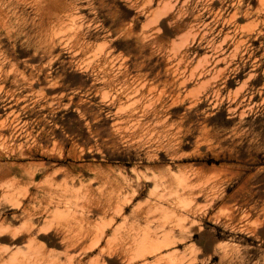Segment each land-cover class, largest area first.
Returning a JSON list of instances; mask_svg holds the SVG:
<instances>
[{
    "label": "rangeland",
    "instance_id": "374dc122",
    "mask_svg": "<svg viewBox=\"0 0 264 264\" xmlns=\"http://www.w3.org/2000/svg\"><path fill=\"white\" fill-rule=\"evenodd\" d=\"M259 1L0 0V264H264Z\"/></svg>",
    "mask_w": 264,
    "mask_h": 264
},
{
    "label": "bare ground",
    "instance_id": "6f19581e",
    "mask_svg": "<svg viewBox=\"0 0 264 264\" xmlns=\"http://www.w3.org/2000/svg\"><path fill=\"white\" fill-rule=\"evenodd\" d=\"M114 1V0H113ZM143 1V0H142ZM219 1V0H218ZM261 1V0H260ZM259 1V2H260ZM263 1V0H262ZM209 2V1H208ZM242 2V1H241ZM158 3H159V1H158ZM164 3V2H163ZM235 3V2H234ZM239 3V2H238ZM133 4V3H132ZM145 4V3H144ZM183 4V3H182ZM233 4V3H232ZM135 5H136V3H135ZM234 5V4H233ZM263 5V4H262ZM165 6V5H164ZM159 7V6H158ZM258 8V7H257ZM256 8V9H257ZM262 9V8H261ZM261 9L258 11V12H260L261 11ZM264 9V8H263ZM256 11V10H255ZM215 13V12H214ZM234 13H236L235 11H234ZM263 13V12H262ZM139 14V13H138ZM233 15V18H234V14H232ZM142 17V16H141ZM218 17V16H217ZM256 17V16H255ZM259 17V16H258ZM264 17V16H263ZM178 18V17H177ZM176 18V19H177ZM165 19V18H164ZM170 19V18H169ZM187 19V18H186ZM244 19V18H243ZM254 19V18H253ZM252 19V20H253ZM190 20V19H189ZM231 20H233V19H231ZM260 20V19H259ZM258 20V21H259ZM149 21V20H148ZM171 21V20H170ZM161 22V21H160ZM164 22V21H163ZM146 23H148L147 21H146ZM228 23V22H227ZM249 23V22H248ZM99 24V23H98ZM252 24V23H251ZM251 24H250V26H251ZM257 24H258V22H257ZM161 25V24H160ZM145 26H147V25H145ZM161 27V26H160ZM178 27V26H177ZM176 27V28H177ZM137 28V27H136ZM166 28V27H165ZM130 29V28H129ZM162 29H164V28H162ZM172 29V28H171ZM71 30V29H70ZM139 30V29H138ZM51 31V30H50ZM76 31H77V29H76ZM165 31V30H164ZM181 31V30H180ZM243 31H245V29L243 30ZM73 32V31H72ZM136 32V31H135ZM259 32V31H258ZM82 34V33H81ZM157 35V34H156ZM161 35V34H160ZM74 37V36H73ZM146 38V37H145ZM257 38V37H256ZM73 39H75V38H73ZM249 45V44H248ZM64 47V46H63ZM99 47V46H98ZM170 47V46H169ZM80 52V51H79ZM251 52V51H250ZM90 54V53H89ZM98 54H99V52H98ZM162 54V53H161ZM100 55V54H99ZM38 57V56H37ZM38 58H40V57H38ZM42 58V57H41ZM162 58V57H161ZM39 60V59H38ZM27 61V60H26ZM254 61H255V59H254ZM37 62V61H36ZM44 62V61H43ZM51 62H53V61H51ZM50 62V63H51ZM89 62V61H88ZM123 62V61H122ZM153 66V65H152ZM13 67V66H12ZM90 68V67H89ZM164 68H165V66H164ZM14 69V68H13ZM102 70V69H101ZM150 71V70H149ZM182 72V71H181ZM21 75V74H20ZM129 75V74H128ZM164 76V75H163ZM21 77V76H20ZM107 77V76H106ZM166 77V76H165ZM168 77V76H167ZM115 78V77H114ZM145 78V77H144ZM143 78V79H144ZM184 78V77H183ZM23 79V78H22ZM188 79V78H187ZM254 79H255V77H254ZM24 80V79H23ZM98 82H100V81H98ZM137 83V82H136ZM229 84V83H228ZM134 85H136V84H134ZM140 85V84H139ZM154 85V84H153ZM186 85H188V84H186ZM148 86V85H147ZM113 87V86H112ZM181 87V86H180ZM99 89V88H98ZM126 90V89H125ZM161 90V89H160ZM117 92V91H116ZM129 98V97H128ZM25 99V98H24ZM103 99V98H102ZM101 99V100H102ZM21 100V99H20ZM128 101V100H127ZM196 101V100H195ZM188 104H190V103H188ZM193 104H195V103H193ZM120 106V105H119ZM264 106V105H263ZM118 109V108H117ZM119 110V109H118ZM117 111V110H116ZM199 112V111H198ZM215 112V111H214ZM118 113V112H117ZM133 113V112H132ZM208 113V112H207ZM116 114V113H115ZM134 114V113H133ZM206 114V113H205ZM130 115V114H129ZM8 116V115H7ZM161 116V115H160ZM119 117V116H118ZM197 119H198V117H197ZM3 121V120H2ZM169 122V121H168ZM0 123H2V122H0ZM113 123V122H112ZM15 124V123H14ZM2 126V125H1ZM112 126H113V124H112ZM111 126V127H112ZM240 126V125H239ZM122 128V127H121ZM148 129V128H147ZM200 129V128H199ZM100 130H101V127H100ZM3 131V130H2ZM4 132V131H3ZM104 132V131H103ZM111 133V132H110ZM166 133V132H165ZM202 134V133H201ZM108 135V134H107ZM205 136V135H204ZM122 137V136H121ZM201 137V136H200ZM171 138V137H170ZM158 141V140H157ZM1 142V141H0ZM1 144V143H0ZM203 144V143H202ZM222 144V143H221ZM223 145V144H222ZM230 145V144H229ZM245 145V144H244ZM20 146V145H19ZM200 146V145H199ZM203 146V145H202ZM7 147V146H6ZM224 147V146H223ZM229 147V146H228ZM0 148H1V146H0ZM4 148V147H3ZM8 148V147H7ZM122 148V147H121ZM201 148V147H200ZM210 149V148H209ZM228 149V148H227ZM2 150H4V149H2ZM28 150V149H27ZM202 150V149H201ZM6 151V150H5ZM4 151V152H5ZM226 151V150H225ZM30 152V151H29ZM111 152H112V150H111ZM236 152V151H235ZM6 153V152H5ZM237 154V153H236ZM9 155V154H8ZM44 155V154H43ZM10 156V155H9ZM28 156V155H27ZM152 156V155H151ZM16 158V157H15ZM79 159V158H78ZM145 160V159H144ZM44 161V160H43ZM42 160H40V162H43ZM13 162V161H12ZM31 162V161H30ZM52 162V161H51ZM34 163H36V162H34ZM18 164V163H17ZM21 164V163H20ZM19 164V165H20ZM43 164H44V162H43ZM42 164V165H43ZM48 164V163H47ZM41 165V164H40ZM21 166H23V165H21ZM83 166V165H82ZM137 166V165H136ZM107 167V166H106ZM82 168V167H81ZM84 168V167H83ZM86 168V167H85ZM108 168V167H107ZM111 168V167H110ZM135 170H136V168H135ZM151 169H149V171H150ZM153 170V169H152ZM158 170V169H157ZM47 172V171H46ZM117 172V171H116ZM136 172H137V170H136ZM143 171H141V174L143 175V173H142ZM148 172V171H147ZM152 172V171H151ZM28 173V172H27ZM48 173V172H47ZM105 173V172H104ZM140 173V172H139ZM146 173V172H145ZM144 173V174H145ZM174 173V172H173ZM46 174V173H45ZM67 174V173H66ZM138 174V173H137ZM28 175V174H27ZM29 175H30V173H29ZM59 175V174H58ZM135 175V174H134ZM139 175V174H138ZM61 176H63V175H61ZM107 176V175H106ZM144 176V175H143ZM155 176V175H154ZM157 176H160L159 174L157 175ZM109 177V176H108ZM145 177V176H144ZM149 177V176H148ZM49 178V177H48ZM51 178V177H50ZM138 178H139V176H138ZM150 178V177H149ZM155 178V177H154ZM46 179V178H45ZM63 179V178H62ZM108 179V178H107ZM145 179H147V178H145ZM151 179V178H150ZM149 179V180H150ZM156 179L158 180V178L156 177ZM47 180V179H46ZM51 180V179H50ZM129 180V179H128ZM140 180H141V178H140ZM45 181V180H44ZM48 181V180H47ZM47 181H46V183H47ZM93 181V180H92ZM165 181H167V180H165ZM182 181H184V180H182ZM150 182H151V180H150ZM149 182V183H150ZM153 182V181H152ZM1 183V182H0ZM3 183V182H2ZM90 183V182H89ZM91 183H93V182H91ZM139 183V182H138ZM148 183V184H149ZM164 183H166V182H164ZM164 183H163V185H164ZM186 183V182H185ZM6 184V183H5ZM49 184V183H48ZM51 184H53V183H51ZM95 184H96V182H95ZM133 184H134V182H133ZM8 185H9V182H8ZM8 185H7V188L8 189H10L9 187H8ZM40 185V184H39ZM153 185H154V187H158L159 186V184H158V181H154V183H153ZM38 186V185H37ZM36 185H35V187H37ZM95 186V185H94ZM138 186V185H137ZM165 186H166V184H165ZM2 187H3V184H2ZM129 187V186H128ZM15 188H17V187H15ZM109 188V187H108ZM99 189V188H98ZM122 189V188H121ZM162 189V188H161ZM160 189V190H161ZM166 188H164V190H165ZM160 190H159V192L158 193H160ZM167 190V189H166ZM154 191H155V189H154ZM165 192V191H164ZM158 193H156L157 194V196L159 197V195H158ZM120 195L122 194V192H120L119 193ZM118 194V195H119ZM140 194V193H139ZM118 196V198L120 199V197H122V196ZM161 195V194H160ZM127 196H128V194H127ZM139 196V195H138ZM172 196H174V195H172ZM177 196V195H176ZM235 197V196H234ZM125 198V197H124ZM137 198V197H136ZM179 198V197H178ZM230 198V197H229ZM238 198V197H237ZM171 199V198H170ZM176 199L177 198H175V199H173L172 200V202L169 204V205H171V204H174L175 205V201H176ZM184 199V198H183ZM200 199V198H199ZM209 199V198H208ZM214 199V198H213ZM240 198H238V200H239ZM26 200V199H25ZM227 200V199H226ZM234 200H236V199H234ZM182 201V200H181ZM180 201V202H181ZM186 201V200H185ZM184 201V202H185ZM201 201V200H200ZM203 201V200H202ZM177 202V201H176ZM204 202H206L205 200H204ZM225 202V201H224ZM223 202V203H224ZM239 202V201H238ZM70 203V202H69ZM154 203V202H153ZM183 203V202H182ZM228 203V202H227ZM233 203V202H232ZM237 203V202H236ZM242 203V202H241ZM152 204V203H151ZM234 204V203H233ZM232 204V205H233ZM61 205V204H60ZM156 205V204H155ZM228 205V204H227ZM231 205V204H230ZM244 205V204H243ZM243 205H242V207H243ZM68 206V205H67ZM179 206V205H178ZM178 206H176V207H178ZM182 206H184V205H182ZM186 207H187V205H186ZM221 207V206H220ZM238 207H241V206H238ZM97 208V207H96ZM156 208V207H155ZM172 208V207H171ZM219 208V207H218ZM226 208H228L227 206H226ZM233 208V207H232ZM72 210H73V208H71ZM223 209V208H222ZM234 209V208H233ZM239 209H242V208H239ZM60 210V209H59ZM85 211H86V209H84ZM96 210V209H95ZM166 210V209H165ZM157 211V210H156ZM221 211H223V210H221ZM96 212V211H95ZM94 212V213H95ZM219 212V211H218ZM82 213V212H81ZM101 215H102V213H101ZM228 215H230V214H228ZM92 216V215H91ZM108 216V215H107ZM232 216V215H231ZM230 216V217H231ZM55 217H56V215H55ZM106 217V216H105ZM212 217V216H211ZM122 218H124V217H122ZM214 219H216L215 217H213ZM227 218V217H226ZM234 218V217H233ZM89 219V218H88ZM228 219V218H227ZM79 221V220H78ZM88 221V220H87ZM86 221V222H87ZM232 221V220H231ZM230 221V222H231ZM80 222V221H79ZM194 222V221H193ZM229 222V223H230ZM26 223V222H25ZM28 223H30V222H28ZM82 224V223H81ZM224 224V223H223ZM27 225H29V224H27ZM31 225H33V224H31ZM93 225H94V223H93ZM125 225V224H124ZM126 226V225H125ZM84 227V226H83ZM117 227V226H116ZM124 227V226H123ZM120 228V227H119ZM126 228H128V227H126ZM47 229V228H46ZM102 229V228H101ZM122 229H124V228H122ZM186 229H187V226L186 225H181L180 227H179V233L182 235V233L184 232V231H186ZM201 229H203V228H201ZM41 230V229H40ZM43 230V229H42ZM105 230V229H104ZM18 231V230H17ZM99 231V230H98ZM22 232V231H21ZM169 232V231H168ZM202 232V231H201ZM31 233H33V232H31ZM93 233V232H92ZM126 233V232H125ZM133 233V232H132ZM30 234V233H29ZM50 234H54L55 235V233H50ZM166 234V233H165ZM33 235V234H32ZM35 235V234H34ZM43 235V234H42ZM46 235V234H45ZM163 235H164V233H163ZM183 235H184V233H183ZM9 236V235H8ZM39 236V235H38ZM56 236V235H55ZM95 236V235H94ZM186 236V235H185ZM184 236V237H185ZM1 237V236H0ZM7 237V236H6ZM10 237V236H9ZM8 237V238H9ZM49 237V236H48ZM16 238H18V237H16ZM15 238V239H16ZM34 238H35V236H34ZM108 238V237H107ZM177 237H176V235H174V231H171L170 233H167L164 237H163V241H164V243L165 244H167L165 247H167V246H172V247H174L173 249H176L175 248V246H176V241H175V239H176ZM111 239V238H110ZM109 239V240H110ZM21 240H23V239H21ZM26 240H28V238L26 239ZM30 240V239H29ZM216 240V239H215ZM10 241V240H9ZM12 241V240H11ZM10 241V242H11ZM31 241V240H30ZM90 241H91V239H90ZM113 241V240H112ZM111 241V242H112ZM225 241H227V240H225ZM84 242V241H83ZM93 241H91V243H92ZM114 242V241H113ZM112 242V243H113ZM141 243H140V249H142L143 251H151V250H153V251H158L160 248H162V246H160L159 244H158V242L156 241V240H153V239H151L150 237H148L147 236V234H145L144 236H143V238L141 239V241H140ZM213 242V241H212ZM217 242V241H216ZM28 243V242H27ZM32 243V242H31ZM42 243H44V242H42ZM115 243V242H114ZM184 243V242H183ZM182 243V244H183ZM23 244H25V243H23ZM89 244V243H88ZM234 244V243H233ZM29 245H32V244H29ZM91 245V244H90ZM103 245V244H102ZM110 245V244H109ZM190 245V244H189ZM224 245V244H223ZM228 245V244H227ZM44 246V245H43ZM111 246H113L112 244H111ZM180 246H182V245H180ZM216 246V245H215ZM90 247V246H89ZM88 247V248H89ZM213 247V246H212ZM98 248V247H97ZM62 249H63V247H62ZM99 249V248H98ZM103 249V248H102ZM102 249H100V250H102ZM105 249V248H104ZM171 249V248H170ZM187 249H188V247H187ZM215 249V248H214ZM236 249V248H235ZM30 250H32V248H30ZM33 250H34V248H33ZM32 250V251H33ZM87 250V249H86ZM167 250V249H166ZM11 251V250H10ZM71 251V250H70ZM72 251H74V250H72ZM97 251V250H96ZM80 252V251H79ZM11 253V252H10ZM29 253V252H28ZM123 253V252H122ZM156 253V252H155ZM158 253V252H157ZM159 253H160V251H159ZM2 254V253H1ZM93 255V254H92ZM156 255V254H155ZM199 255V254H198ZM205 255V254H204ZM83 256V255H82ZM81 256V257H82ZM102 256V255H101ZM103 256H104V254H103ZM152 255H150V257H151ZM95 257V256H94ZM13 258V257H12ZM15 258V257H14ZM88 258H89V256H88ZM97 258V257H96ZM122 258V257H121ZM170 258V257H169ZM168 258V259H169ZM111 259V258H110ZM118 259V258H117ZM147 259V258H146ZM145 259V260H146ZM4 260V259H3ZM98 260V259H97ZM101 260V259H100ZM108 260H109V258H108ZM112 260V259H111ZM110 260V261H111ZM121 260V259H120ZM171 260V259H170ZM124 261V260H123ZM33 262V261H32ZM9 263V262H8ZM154 263V262H153ZM112 264V263H111ZM135 264V263H134Z\"/></svg>",
    "mask_w": 264,
    "mask_h": 264
}]
</instances>
